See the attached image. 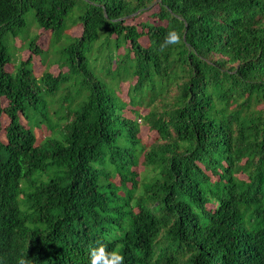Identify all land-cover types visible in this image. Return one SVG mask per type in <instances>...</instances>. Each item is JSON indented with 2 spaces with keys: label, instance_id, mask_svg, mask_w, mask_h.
Returning <instances> with one entry per match:
<instances>
[{
  "label": "trees",
  "instance_id": "obj_1",
  "mask_svg": "<svg viewBox=\"0 0 264 264\" xmlns=\"http://www.w3.org/2000/svg\"><path fill=\"white\" fill-rule=\"evenodd\" d=\"M28 10L80 28L66 71L34 74L37 36L6 71ZM97 242L125 264H264V0H0V264H90Z\"/></svg>",
  "mask_w": 264,
  "mask_h": 264
},
{
  "label": "rangeland",
  "instance_id": "obj_2",
  "mask_svg": "<svg viewBox=\"0 0 264 264\" xmlns=\"http://www.w3.org/2000/svg\"><path fill=\"white\" fill-rule=\"evenodd\" d=\"M76 10H73V13L71 14L74 16L76 14ZM70 15V18L72 17ZM24 27L23 29L18 33L16 37H11L8 35L5 40V46L8 54L11 56V64L6 66V71H12V67L14 66V63L19 60L23 59L25 60L29 53L26 50L28 42L37 36L36 45L40 47L41 50L44 51L43 56L37 57L33 56L32 58V67L33 72L35 75H39L45 66L42 64L45 63L47 66H50L51 64L56 63L58 56H59V50L61 49V46L66 42V36H77L80 34V28L79 27H70L67 30H65L63 37H59L52 35L48 31H44L41 28L38 27L36 22L34 21L33 17V11L28 10L24 16ZM149 21V18L147 17V14H143L138 19H135L134 21L130 23H137L139 21ZM69 21V17L66 19V22ZM142 44H145V40H141ZM118 53H123V49L121 48ZM42 63V64H41ZM51 65L49 71L53 75H57L60 71L64 72L66 69L59 70L57 65ZM98 77L102 82L107 83V89L110 93H118L119 83L113 79L112 74H110L108 71H106L104 68L103 70H100L98 72ZM108 75V80H104L103 76ZM110 78V79H109ZM75 82V83H73ZM80 81H71L70 82V92L72 94L71 97L78 98L79 100L82 99L84 96V90H79ZM131 82V81H130ZM129 81L123 82L120 87L119 95L123 99L127 100V88L130 83ZM73 83V84H72ZM105 83V84H106ZM129 109V108H128ZM142 114L145 113V111H141ZM126 116H129V113L127 111L125 112ZM139 122V121H138ZM140 126V133L139 138L141 139L142 143L146 146L152 144L156 141V133L149 131L146 127H144L141 123H139ZM36 135L39 139H42V137L45 135L44 132L36 131ZM137 171L140 173L142 172V167H137Z\"/></svg>",
  "mask_w": 264,
  "mask_h": 264
},
{
  "label": "clouds",
  "instance_id": "obj_3",
  "mask_svg": "<svg viewBox=\"0 0 264 264\" xmlns=\"http://www.w3.org/2000/svg\"><path fill=\"white\" fill-rule=\"evenodd\" d=\"M181 42L180 33L170 31L167 33L164 42L160 45L161 50L167 48L169 45L179 44ZM90 264H125V258L118 251L113 249L107 250V246L103 243L97 242V246L90 249L89 252ZM18 264H28V260L20 258Z\"/></svg>",
  "mask_w": 264,
  "mask_h": 264
}]
</instances>
